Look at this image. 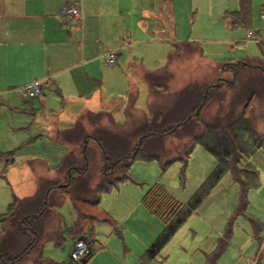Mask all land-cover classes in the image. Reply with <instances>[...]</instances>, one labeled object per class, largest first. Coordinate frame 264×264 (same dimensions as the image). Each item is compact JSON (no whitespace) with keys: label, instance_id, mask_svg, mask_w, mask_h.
<instances>
[{"label":"rangeland","instance_id":"1","mask_svg":"<svg viewBox=\"0 0 264 264\" xmlns=\"http://www.w3.org/2000/svg\"><path fill=\"white\" fill-rule=\"evenodd\" d=\"M202 1L181 0L180 10L176 11V8L173 9L174 23L177 26V39L175 40L177 42L194 41L196 43L195 45L187 44L180 47V53H185L190 49L198 50L200 48L202 56H189L190 54H187L179 58L182 60L178 61L176 59L177 62H174L176 61L174 60L169 64L167 68L173 74V80L170 82V88L172 90L180 89L190 79H200L205 84L215 83L221 78L219 76L232 79L231 74H228V72L223 73L220 70L225 65L223 63L242 60L257 61L258 63L256 64L259 65L257 68L250 67L245 69L248 73L253 72L255 74H258L261 71L260 69L264 68V19L262 18L264 0H251L250 13L247 21L244 23L240 22L236 25L231 24V17L227 14L230 10L227 12L223 8L225 7L224 5L219 6L221 5L219 0H207L208 2L204 0L203 3ZM249 31L254 34V39L248 37ZM157 42H159L157 39H151L147 42L140 43L136 47L134 54L136 56L134 57L139 58L142 66L147 71H156L158 68L160 69L167 65L172 43L170 41L160 42L164 45H157ZM197 53L198 51L193 52V54ZM105 65L103 96L106 99L107 106L100 109L108 112L113 111L111 113L114 119L119 123H123L125 122L123 108L127 103L126 87L130 79L127 74L128 69L121 61H119V66ZM243 82L244 79H238L236 89ZM136 88L138 90V97L135 106L139 110L145 109L147 85L142 79L138 78ZM43 92L45 93V91ZM232 92V90L227 92L228 97ZM46 95L47 105L45 107L53 112L61 111L63 105L67 103V100L64 103L63 99L55 93L46 91ZM9 100L11 102L7 100L3 101L5 106L0 105V152H6L11 149L13 151L11 158L13 157L15 159L16 164L26 163L35 168L39 164V161H44L50 173H54L63 157L68 153L69 146L61 143L42 142L46 139L35 142H21L23 137L20 131L14 130L13 127H19L18 125L23 123L25 115H22V113L13 108L10 109L12 106L8 108L6 105L9 102L13 106L20 107L22 99L16 94L11 93ZM109 102H112V104L119 102V108L115 111L112 110V104ZM250 105L246 112L248 124L253 128V134H260L259 136L261 137L264 134V95L261 98L254 97L253 103ZM48 109L46 112H49ZM216 112L217 104L213 103L205 112V118L212 117ZM42 119L43 115L39 113L32 119L31 123L33 125H39ZM67 125L70 126V122ZM61 126L66 125L61 124ZM165 144L167 148L172 149L177 144V140L174 137H168L165 140ZM93 146L96 154L91 163V185H94L99 178L101 164L100 151L95 145ZM234 156L237 160L239 157L238 151L234 152ZM28 161H30V164ZM234 161L232 159L230 163L234 165ZM243 162H247V169L256 172V177L253 179L256 184L251 185V188H255L253 189L255 195L252 197V193L248 194L247 201H253L258 204L264 198V145L259 149H250V152ZM215 163V157L201 145L196 144L184 168V177L181 176L184 166L181 161H174L163 170L156 160H135L130 167L129 174L130 180L138 182L139 185H136L138 188L148 189L153 183H159L170 191L175 198L184 203L190 199L195 189L206 179ZM12 164L14 162L6 166L3 163L0 166V208L3 209L2 211L7 210L8 203L13 199V193L17 196L15 192L18 189V185L23 182L21 185L25 187L24 182L26 179L27 181L29 179V174L21 173L16 175L15 181L11 183L7 176V170ZM120 184L118 183L117 186L112 187L107 193L102 194L98 206L99 209L93 207L87 209L90 213L99 217L102 216L100 211L107 212L119 224L118 228L120 233H111L109 223L97 221L93 223V230L91 232L88 231L89 227L83 235H78L74 240L67 234L61 246H56L51 241L46 242L43 246V256L57 262H64L65 264H83L81 261H75L70 257V251L73 248L74 242L83 239L86 241L88 249L92 240L93 243H91L90 247L93 252L99 251L104 246L107 249L99 254H97L98 252L95 254L93 264H118L124 258H131L132 254L139 249L134 235L136 230L135 218L138 211L127 216V213H125L126 208H122L119 205V201L121 200L118 192L121 188ZM33 186L35 187L34 184H32ZM22 189L18 190L22 191ZM35 189L32 191L34 192ZM33 192L30 193L32 194ZM124 195L125 192H123L122 196ZM239 196L240 185L232 170L229 169L204 197L198 208L188 216L186 221L164 245L153 261L161 264H184L185 262L182 261L180 255V249L182 248L188 251V257H185L188 264H203L206 255L209 254L208 256L212 257L211 253L218 252L221 241H224L225 244L221 248L222 254L220 257H231L230 244L228 242L226 244V241L231 238L234 230L235 233H244V229H246L245 222H247L246 217L240 214L236 215L234 212V207L239 201ZM262 205L263 203L259 207L263 208ZM246 207V213L250 215L259 213L252 205ZM139 208L143 209V205ZM112 209L115 210L114 213H117V217L113 214ZM58 211L63 217L66 227H71L77 219V214L70 197L64 199ZM153 216L155 224L162 223L156 215ZM256 226L261 233V239H264V226ZM230 230L231 234L229 235ZM240 238L241 244L244 243L246 246L251 242L257 243V239H255L251 231L249 237ZM100 244L102 245L101 247ZM128 246L131 248L130 251H128ZM33 258L34 254H30L21 264H34ZM259 258L260 252L255 255L251 264H258ZM230 261L228 259L229 263ZM151 262L152 260L146 264H150ZM215 264H218V260Z\"/></svg>","mask_w":264,"mask_h":264},{"label":"trees","instance_id":"2","mask_svg":"<svg viewBox=\"0 0 264 264\" xmlns=\"http://www.w3.org/2000/svg\"><path fill=\"white\" fill-rule=\"evenodd\" d=\"M250 3L251 0H239V9L231 13L234 24L247 21ZM187 44L195 45H174L168 64L187 54L201 53L200 48L180 53V47ZM256 63L247 60L223 63L222 70L231 74L232 79L221 77L209 84L194 81L177 91H170L173 74L167 66L146 71L143 77L150 88L146 112L136 109V94H133L125 109L123 123L117 122L113 114L105 110H88L80 114L70 128L56 134L60 141L73 145L57 167V176L40 180L32 196L14 197L7 211L0 214V264H21L30 254H34V264H65L45 258L42 254L44 244L51 241L61 246L66 234L75 238L83 235L96 221L111 222L107 212L100 211L102 216L99 217L87 209H99L103 193L130 179V167L135 160H156L163 170L172 162L181 161L184 164L181 176L184 177V168L196 144L215 157L216 165L187 202L179 201L159 183H154L144 194L142 203L162 220L164 227L139 264L156 257L229 169L241 187L236 213H242L247 191L256 184L253 181L256 172L247 169V162L243 161L250 149L264 145V134L261 137L253 134L246 115L254 97L264 95V68L258 74L245 70L257 68ZM241 78L244 82L236 89ZM230 90L233 92L228 97ZM213 103L217 104V112L205 118V112ZM168 137L177 140L172 149L166 147ZM92 145L99 149L101 157L99 178L94 185L90 183L91 163L96 154ZM237 151L239 157L236 160L234 152ZM5 155L6 166L10 154ZM232 159L234 165L230 163ZM66 197H70L77 214L69 230L58 211ZM224 244L221 241L218 252L211 253L212 257L206 256L205 264H213ZM90 256L89 249L82 263L86 264Z\"/></svg>","mask_w":264,"mask_h":264},{"label":"crops","instance_id":"3","mask_svg":"<svg viewBox=\"0 0 264 264\" xmlns=\"http://www.w3.org/2000/svg\"><path fill=\"white\" fill-rule=\"evenodd\" d=\"M66 1L0 0V105L5 106L4 100L11 102L9 98L11 93L16 94L13 91L15 86L26 84L35 79L48 77V84L44 90L45 93L43 92L37 98L26 99L16 94L22 99L21 103L19 101L20 107L13 106L9 102L6 106L8 108L12 106L10 109L13 108L22 113V115H25L23 123L18 125L19 127H13L14 130L20 131L23 137L21 142H35L46 139L42 142L67 144L69 152L73 148V145L60 141L56 138V134L70 128L83 112L88 110L99 111L102 107L107 106L106 99L103 96L104 69L106 68V63L103 59L107 51L114 50L117 52L116 62L111 65L119 66V61H121L128 69L127 74L130 79L126 87L127 103L123 108L125 118V109L130 104V97L133 94H136V100L138 97V90L136 88L138 78L142 79L147 85L146 110H139L135 107L139 111L146 112L150 102V88L143 77L147 70L142 66L139 58L134 57L136 56L134 55L136 47L140 43L151 39H157L159 41L156 43L157 45H164L160 42L170 41L172 49L176 44L195 42H177L175 40L177 39V26L174 23L173 9L176 8V11L180 10L181 0H81L82 18L77 23L61 14L60 9ZM219 2L221 4L219 6L224 5L225 7L223 8L227 12L230 10L227 14L231 17V24L236 25L233 23L231 13L239 9V0H219ZM196 6L199 7L198 5ZM248 37L255 38L251 31L248 32ZM193 55L202 56L199 52L197 54L192 53L189 56ZM180 60L182 59H178V61ZM174 62H177V60ZM166 66H169L168 60ZM223 73L227 72L223 71ZM194 81L203 82L200 79H190L186 84ZM177 90L179 89L172 90L170 88V91ZM46 91L57 94L63 99L64 103L67 100L61 111L53 112L45 107L47 105ZM109 103L112 104V102ZM119 105V102H115L112 104L111 109L115 111L119 108ZM47 109L49 112H46ZM39 113L43 115V119L39 125H33L31 121ZM68 122H70V126L67 125ZM61 124L66 126H61ZM12 152L11 149L6 152H0L1 157L6 156L5 154H10L8 164L14 162L7 170L10 182H14L15 176L18 174H29L28 181L26 179L24 182L25 187L21 185L23 182L18 185V189L23 188L22 191L16 190L15 194L18 197L13 193L12 198L32 196L40 180L57 176V169L54 173H50L44 161H39L36 168L26 163L16 164L15 159L11 158ZM28 162L30 164V161ZM215 165L211 168L209 174ZM120 183L121 188L118 192L121 200L119 201V205L122 208H126L125 213H127V216L138 211L135 218L136 230L134 235L136 239H134L139 249L132 254L131 258H124L118 264H139L146 249L160 234L164 224L163 222L155 224L153 218L155 214L150 212L142 203V197L154 183L148 189L138 188L136 186L138 182L130 179ZM32 184L35 185L36 189L34 186L32 187ZM250 188L247 191V196L252 193L251 196L253 197L255 195L253 189L255 188ZM34 189L35 191L33 192L32 190ZM121 189H123L122 192ZM30 192L33 193L31 194ZM123 192H125L124 196H122ZM239 201L234 207L235 213L239 206ZM262 203L264 208V198L258 204L253 201L246 202V206H254L259 213L250 215L246 213L247 207H245V210L240 213L241 216L243 215L247 218L244 233H235L234 230L231 238L229 236L230 241H226V244L227 242L230 244L231 257L224 256L221 258V252L213 264L217 260L218 264H228V259L231 260V264H251L258 252H260L258 264H264V239H261V233L256 226H264V209L259 207ZM141 205H143V209L139 208ZM2 210L0 208V214L7 211ZM112 212L117 217L114 209H112ZM236 215L238 214L236 213ZM109 217L112 220L111 222L99 221L109 223L111 233H120L119 224H117L111 215ZM66 228L69 230L70 227ZM92 230L93 225L90 226L88 231L91 232ZM250 231L255 239H257V243L251 242L247 246L244 243L241 244L240 237H249ZM69 236L74 240L73 236ZM91 243H93L92 240ZM91 243L89 244L91 256L86 264H93L95 254L107 250L104 246L99 251L93 252L90 247ZM130 250L131 248L129 247L128 251ZM180 251L182 261L185 262L184 264H188L185 258L188 251L182 248ZM155 258L151 259L152 262L150 264H161L154 262ZM151 260H147L144 264Z\"/></svg>","mask_w":264,"mask_h":264},{"label":"built area","instance_id":"4","mask_svg":"<svg viewBox=\"0 0 264 264\" xmlns=\"http://www.w3.org/2000/svg\"><path fill=\"white\" fill-rule=\"evenodd\" d=\"M60 12L63 16L68 17L74 23H77L82 18V7L81 0H67L66 3L61 7ZM262 18L264 19V9L262 12ZM117 52L109 50L104 54V60L106 64L111 65L116 62ZM48 84V77L43 79H35L26 84L15 86L13 91L21 98H37L43 94V91ZM6 158L0 156V166L6 163ZM88 247L87 243L83 239H79L74 242L73 248L70 251L71 259L75 261H81L87 254Z\"/></svg>","mask_w":264,"mask_h":264}]
</instances>
